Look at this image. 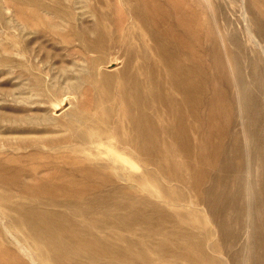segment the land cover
<instances>
[{
    "label": "bare ground",
    "instance_id": "6f19581e",
    "mask_svg": "<svg viewBox=\"0 0 264 264\" xmlns=\"http://www.w3.org/2000/svg\"><path fill=\"white\" fill-rule=\"evenodd\" d=\"M240 5L241 17L250 21L251 47L259 50L249 64L250 76L258 82L263 75L264 0H241ZM137 7L146 18V10ZM175 36L180 35L104 36L101 29L99 36H79L87 52H98L89 57L93 72L109 62L108 51L117 53L110 65L125 56L121 79L100 70L103 85L96 78L94 85L103 92L95 113L70 107L71 117L61 120L70 132L31 136L17 144L27 147L28 155L43 142L59 148L74 142L68 151L87 154L69 152L68 164L52 170L57 164L45 163L28 173L0 158V221L32 264H241L238 241L250 188L244 169L248 147L256 182L246 197V264H264V111L256 93L244 86L243 131L250 136L244 143L243 131L230 129L231 114L219 122L223 108L233 103L219 105L209 93L211 85L217 95L214 78L198 60H187L189 52ZM232 40L240 73L246 44L236 36ZM215 64L219 66L218 58ZM73 66L54 61L49 80L29 75L39 105L29 115L19 114L8 129L37 127L36 132L44 133L57 120L59 105L79 88L84 72ZM110 147L116 152L110 154ZM141 166L148 168L138 172ZM35 175L39 182L24 180ZM172 180L184 187L167 183ZM150 182L156 189L148 187ZM187 202L190 208L183 205ZM22 228L25 232L18 235ZM7 259L0 253V264H10Z\"/></svg>",
    "mask_w": 264,
    "mask_h": 264
},
{
    "label": "rangeland",
    "instance_id": "374dc122",
    "mask_svg": "<svg viewBox=\"0 0 264 264\" xmlns=\"http://www.w3.org/2000/svg\"><path fill=\"white\" fill-rule=\"evenodd\" d=\"M240 4L241 0H0V158L7 157L28 173L34 172L45 163L57 164L52 170L57 169L59 165L68 164L69 152L87 154L84 150L68 151L74 148V142L64 143L60 148L59 145L53 146L43 142L35 153L25 155L27 147L17 143L31 136L70 132L61 122L71 117L66 111L70 107L78 105L81 111L95 113L97 101H101L103 92L102 87L99 90L94 85L95 78L103 85L100 70L112 71L116 74L117 80L121 79L120 72L125 64V56L119 63L110 65V59H114L117 53L108 51L106 59L109 62L98 64L94 72L91 70L89 57L97 55L98 52H87L79 36H99L100 29L104 36H154V33L180 35L174 38L184 43L182 48L189 52L187 60H198L205 67L207 74L214 78L217 95L211 85L209 93L216 96L215 99L221 106L228 100L233 103L232 108L229 107L228 110L223 108L219 122L231 114L233 122L230 129L240 130L242 133L246 129L245 112L241 110L242 102L246 100L245 88L256 93L260 109L264 111V58L259 61L263 75L257 82L250 76L253 70L249 64L259 50L251 47L249 39L251 34L246 29L250 21L241 17ZM137 6L146 10V18L142 19L143 16L140 15ZM253 34L261 36L256 32ZM233 36L246 44L245 58L240 60L242 64L240 73L232 54ZM217 58L218 67L215 64ZM54 61L64 68H70L74 64L73 68L82 69L84 73L80 77L79 88L69 94V101L66 104L59 105L58 112L54 114L57 120L47 125L44 133L36 132L37 127L25 132L9 130L7 125L13 119L19 114H31L39 105L34 101L39 95L33 94V90L30 89L29 75L40 74L44 80H49ZM90 131L97 132L93 128ZM242 138L244 143L245 139L250 140L249 134L244 135V131ZM110 141L116 142L115 139ZM225 141L229 142V136H225ZM102 142L103 140H100V143ZM115 152L116 148L110 147V154ZM251 164L248 147L244 164L245 180L250 185L246 192L248 195L251 194V185H255L256 182L250 171ZM146 168L148 166H141L137 170L140 172ZM30 178H36L31 180L32 183L39 182L36 175L26 176L24 180ZM167 183L184 187L175 180ZM148 187L156 189L151 182ZM246 197L242 232L238 241L243 248L241 264H246L248 260L246 243L249 231L247 211L249 199ZM183 205L191 207L188 202ZM198 208L204 214H208L203 210V204L199 203ZM210 225L212 228L216 227L212 220ZM23 232L24 228L17 234L21 235ZM218 237L216 232L213 239L216 240ZM11 239L13 234L6 231L0 221V253L10 258L7 259L10 264H19L22 262L21 259L27 264H32ZM27 243L31 245L29 241ZM15 252L17 257L14 256Z\"/></svg>",
    "mask_w": 264,
    "mask_h": 264
}]
</instances>
